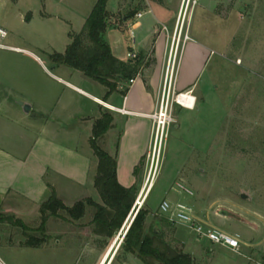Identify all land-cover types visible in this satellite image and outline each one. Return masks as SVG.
<instances>
[{
    "label": "rangeland",
    "instance_id": "rangeland-1",
    "mask_svg": "<svg viewBox=\"0 0 264 264\" xmlns=\"http://www.w3.org/2000/svg\"><path fill=\"white\" fill-rule=\"evenodd\" d=\"M150 1L113 0L108 9L118 3V12L122 13ZM170 1L175 15L178 2ZM186 5L177 57L187 36L205 42L212 53L195 94L191 93L197 95L194 107H173V121L154 185L147 196L143 193L137 199L136 207L142 204L147 212L144 233L160 230L164 241L189 255L194 264H264V0H189ZM32 8L33 0H0V26L8 32L4 43L28 47L51 68L46 52L62 51L67 40L59 29L49 26L56 25L53 20L43 22L34 15L32 24H27L25 17ZM118 25L125 27L123 23ZM128 28L107 32L118 41L115 49L123 57L136 37ZM26 35L40 49L24 44L21 40ZM0 55H8L0 63V76L12 86L23 88V64L15 57L19 53L0 49ZM23 61L37 81L47 82L35 63L27 58ZM101 108L114 114L107 106ZM9 120L13 119L3 121V132H12ZM117 135L108 133L98 145L108 149ZM145 164L146 156L136 176L138 194L148 170ZM76 192L61 199L67 208L87 199L102 204L92 180ZM165 198L184 201L199 219L238 234L240 248L235 251L212 244L171 223L158 210ZM41 204L9 194L0 205V258L7 264H144L135 253L126 252L120 242L132 214L110 236L100 232L94 221L96 207L85 202L80 217L61 209L40 229ZM31 241L37 245H30Z\"/></svg>",
    "mask_w": 264,
    "mask_h": 264
},
{
    "label": "crops",
    "instance_id": "crops-1",
    "mask_svg": "<svg viewBox=\"0 0 264 264\" xmlns=\"http://www.w3.org/2000/svg\"><path fill=\"white\" fill-rule=\"evenodd\" d=\"M111 1H108L107 8ZM95 2L33 0V8L28 11L25 20L30 25L34 15H39L43 22L53 20L56 25L49 26L59 29L67 40L64 39L62 51L54 52L64 53L71 42V34L82 30ZM177 2L175 15L170 8V0H161V3L151 0L147 4L141 2L138 12L143 15L140 18L135 14L123 23L125 27L111 25L107 28L104 39L114 56L127 61L130 59L129 52L143 55V65L138 75L133 77L135 82L128 85L127 81L119 87H128L125 95L114 92L104 99V86L76 69L62 64L54 65L49 59V55L54 52H46L45 55L49 68L41 56L28 47L6 44L18 48L7 49L19 53L15 57L23 64H20V71L24 74L25 85L23 88L14 87L8 80H3V75L0 76V205L9 194L41 204L49 198L52 190L64 200L65 196H74L78 188L91 183V180L93 185L97 157L89 140L93 123L99 117L103 109L101 107L106 105L123 111L112 110L113 125L98 141L112 131L118 133L115 141L111 139L112 142H109L108 149L103 150L116 158L119 183L125 187L136 185L134 168L148 150L151 134L149 114L156 107L161 78L177 25L180 0ZM108 10L116 14L121 11V6L117 3ZM126 27H129L128 31L132 35L134 31L137 38H132L133 44L128 47L126 57H123L115 49L118 41L113 40L112 34L107 35V32L124 30ZM21 41L40 49L30 41L28 35ZM211 53L205 42L192 36L183 42L177 57V91L195 94ZM8 55H0V63ZM24 58L39 67L47 82L35 79L32 70L24 64ZM24 104L30 106L29 111L24 110ZM5 119H13L9 120L12 132H3ZM65 140L73 141L74 144L66 143Z\"/></svg>",
    "mask_w": 264,
    "mask_h": 264
},
{
    "label": "trees",
    "instance_id": "trees-1",
    "mask_svg": "<svg viewBox=\"0 0 264 264\" xmlns=\"http://www.w3.org/2000/svg\"><path fill=\"white\" fill-rule=\"evenodd\" d=\"M108 1L96 0L82 30L79 33L71 34V42L65 52H54L49 55V59L54 65L62 64L76 69L104 86L106 88L104 99L114 92L125 95L128 87L120 89V85L137 76L143 65L142 54L123 61L113 55L110 46L104 39V34L109 26L118 25L131 19L140 10L141 3L126 12L113 14L107 8ZM159 2L161 3V0ZM113 120V114L102 109L99 117L93 123L89 140L97 157L93 185L102 204L93 203L90 199L85 201L96 207L94 221L100 228V232L105 231L110 236L122 226L139 192L136 185L125 187L119 183L116 158L105 152L97 143L98 139L112 127ZM139 165L134 168L135 175H137ZM85 202L78 201L73 207L67 208L52 190L49 198L40 205L42 222L39 228L42 229L47 218L58 215V210L61 209H66L73 217H80L85 210ZM146 214L147 212L140 208L135 215L122 241L125 251L135 253L145 264H194L189 255L165 242L160 230H152L151 234L144 233ZM2 218L0 215V222L3 220ZM7 219L13 221L11 217H7ZM16 222L21 223L19 220ZM29 244L37 245L34 241Z\"/></svg>",
    "mask_w": 264,
    "mask_h": 264
},
{
    "label": "built area",
    "instance_id": "built-area-1",
    "mask_svg": "<svg viewBox=\"0 0 264 264\" xmlns=\"http://www.w3.org/2000/svg\"><path fill=\"white\" fill-rule=\"evenodd\" d=\"M184 2L185 0L182 1L179 10L177 25L173 33L166 64L161 78L156 107L155 110L149 114L151 120V134L148 150L146 153L145 168H148V170L146 171L144 186L147 184L150 177V180H153L156 177L161 156L166 148L170 125L173 121V107L175 104L182 106L178 100L179 96L190 93L179 92L176 89L177 51L184 24V15L186 14L185 12L188 6L186 5L183 18H181ZM187 2L189 3V0H187ZM142 15V12L136 13L137 18H140ZM180 21V28L178 30ZM7 35V30L3 26H0V49L11 48L18 50V48L8 46L4 43ZM186 38H188V36ZM128 57L135 58L136 54L129 52ZM134 82L135 78H130L128 80V85H132ZM106 106L111 110H116L119 112L123 111V109L109 105ZM158 210L159 213L168 221L184 226L185 228L193 231L199 239H205L212 244L220 245L235 251L240 248V239L238 234L228 233L199 219L195 216L192 207L184 201L170 200L165 198L160 202ZM0 264L7 263L0 258Z\"/></svg>",
    "mask_w": 264,
    "mask_h": 264
},
{
    "label": "bare ground",
    "instance_id": "bare-ground-1",
    "mask_svg": "<svg viewBox=\"0 0 264 264\" xmlns=\"http://www.w3.org/2000/svg\"><path fill=\"white\" fill-rule=\"evenodd\" d=\"M186 4H187V0H185V2H184V7L182 10V14H181L182 16H183V13L185 11ZM182 16H181V18H182ZM178 100H179L180 104L185 108H191L192 109L194 107V100L195 99H194V96L190 93L179 96ZM150 179H151V177H150ZM150 179L148 180L147 184L145 186H143L142 189L140 190V193H141L140 197L142 196L143 193H145V196H147L150 193V191L154 185L155 178L153 180H150ZM142 203H144V202H142ZM141 206H142V204H140V207Z\"/></svg>",
    "mask_w": 264,
    "mask_h": 264
},
{
    "label": "water",
    "instance_id": "water-1",
    "mask_svg": "<svg viewBox=\"0 0 264 264\" xmlns=\"http://www.w3.org/2000/svg\"><path fill=\"white\" fill-rule=\"evenodd\" d=\"M23 108H24L25 111H29L30 106L27 105V104H24V105H23ZM140 195H141V193L138 194V196H137V198H136V200H135V202H134V204H133V206H132V208H131V210H130L128 216H127V218H126L125 221H124V225H125V223L127 222L129 216H130L131 213H132V217H131L130 220L128 221V224H127V226H126V228H125V231H124V233H123V235H122V238H121L120 242L123 241V238H124V236H125V234H126L128 228L130 227V224L132 223V221H133L135 215L137 214V212H138L139 209L141 208L140 205H138V206L136 207V204L138 203V200H137V199L140 197ZM241 197H242V198H246V195H245V194H241Z\"/></svg>",
    "mask_w": 264,
    "mask_h": 264
}]
</instances>
